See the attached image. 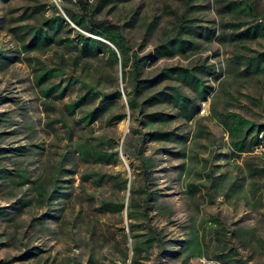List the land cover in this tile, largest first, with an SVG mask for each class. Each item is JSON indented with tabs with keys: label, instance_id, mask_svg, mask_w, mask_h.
<instances>
[{
	"label": "rangeland",
	"instance_id": "1",
	"mask_svg": "<svg viewBox=\"0 0 264 264\" xmlns=\"http://www.w3.org/2000/svg\"><path fill=\"white\" fill-rule=\"evenodd\" d=\"M227 1L231 4L225 6ZM34 3L42 4V17L50 15L49 4H53L74 31L89 35L62 11L63 7L78 11L68 0L0 3V55L18 56L0 68V96L10 99L0 103V117L5 119L0 124V147L28 148L23 156L0 158V167L17 168L28 179L21 185L0 179V207L7 213L0 216V264H202L200 259L217 264H264V171L249 170L264 167V159L252 152L238 155L224 124V116L231 114L247 125H264V69L247 64L249 57L264 52V34L237 35L255 24L264 28V0H123L102 9L101 15L122 27L127 51L136 57L152 54L154 44L173 37L176 19L197 26V33L181 36L188 39L189 48L155 61L148 57L142 66L143 76L167 64L204 65L207 71L200 75L209 88L198 101V112L165 127H174L184 139L166 143L139 141L145 129L131 132L137 125L130 121L125 104L127 78L108 54L80 61L62 46L20 50L7 27L23 7ZM36 17L20 23L36 26L42 19ZM204 28L210 29L207 37L201 34ZM61 36L75 41L72 31ZM106 43L118 58L114 46ZM41 65L59 68L53 82L71 75L98 92L114 87L120 99L92 123L76 122L82 112L68 115L63 110L76 90L60 100L41 96L33 83L34 69ZM259 65L264 67V60ZM123 110L124 118L116 122L115 115ZM98 143L116 153L115 162L79 159V146ZM137 143L139 154L152 160L145 188L152 198L146 200L150 205L146 215L141 213V204L127 216L131 196L127 188L141 183L132 150ZM162 148L172 152L164 153ZM58 166L72 172L62 175ZM54 177L66 179L56 184L65 186L58 190L67 195L45 201L36 191L44 188L48 192ZM122 179L127 180L125 189L116 184ZM135 195L141 201L145 197L144 192ZM22 200L27 205L15 210ZM108 202H120L122 209H100ZM129 221L136 225L133 237L126 233ZM150 230L155 238L146 240ZM30 246L38 248L36 256L11 260ZM132 246L139 251L134 252ZM170 250L178 252L174 256Z\"/></svg>",
	"mask_w": 264,
	"mask_h": 264
},
{
	"label": "trees",
	"instance_id": "2",
	"mask_svg": "<svg viewBox=\"0 0 264 264\" xmlns=\"http://www.w3.org/2000/svg\"><path fill=\"white\" fill-rule=\"evenodd\" d=\"M11 0H0V3H7ZM73 2L78 11L72 12L69 9L63 7L62 11L67 16L68 20L78 26L80 29L88 33L89 35L81 34L74 31L68 23L59 14L53 4H49L50 15L48 17L43 16V6L39 3L27 5L21 9V12L14 18H11L12 26H8L7 30L17 39L20 44L21 51H32L41 47L55 45L67 48L68 51L73 52L75 59L80 61H86L88 59L97 58L98 53H106L109 56V61L116 63L118 61L122 68V75L125 80L127 78V86L124 88V98L127 107L128 117L132 124H136L137 127L131 128V132H141L145 129L140 136L139 141L146 139L149 142H181L184 139L182 133H177L172 128H165L178 119L189 120L198 112V101L203 100L204 94H206L209 88L202 83L200 75L206 73L204 65H192V66H180L177 64L160 66L150 76H143L142 66L144 60L150 57L152 61L157 60L159 57H170L175 53H179L190 47L189 41L186 38H182V34L190 35L193 32L196 25H186L182 19H176L175 28L176 33L173 37L159 41L153 45L152 54L147 53L141 57H136L135 54L128 53L127 38L124 36V32L121 26L111 22L105 16L101 15L102 9L105 7H113L115 2L123 0H94V2L87 4L82 0H68ZM231 4V1H227L225 6ZM36 15L40 16L41 22L36 26L29 25L26 22L29 19L36 18ZM35 19V20H36ZM1 28V25H0ZM200 28V27H199ZM202 29V28H201ZM74 33V43L66 36L61 34ZM210 33V29H203V36L207 37ZM264 34V28L258 27L257 24L247 27L239 36L243 37H255L257 35ZM114 46L118 58L115 56L114 50L103 40ZM143 38V37H142ZM17 55H0V68L6 67L10 62L17 59ZM248 65H252L254 69L262 68L257 66L264 60V52L257 53L254 57H249ZM253 63V64H252ZM33 83L37 87L39 93L43 97H51L54 100H60L68 94L70 91H75V96L69 102L63 105V110L68 115H73V112H82L77 117L76 122L83 124H90L99 117L110 112L111 108L115 105V101L120 99V91L113 87L108 92H98L93 89L92 86L85 82H78L73 76L59 78L58 81H52L59 75V68L47 67L41 65L34 69ZM126 75V76H125ZM77 83L78 85H75ZM190 93V94H188ZM10 100L9 97L0 96V103ZM89 109H85L88 106ZM125 111L115 115L116 122L124 118ZM5 121L0 117L1 122ZM224 124L229 137L231 147L239 154H247L252 151L253 147L258 143V132L264 131L262 128L264 125H247V122L239 118L237 115L226 114L224 116ZM2 133V132H0ZM264 137V134H262ZM105 143L112 147L108 141ZM140 143H137L132 148L136 154L138 162V168L141 176V183L139 186H128V195H131L127 202V209H125L126 215L131 216V213L136 212V209L140 208L143 204V215L147 214L149 208L148 202L152 198V193L146 185L148 183L150 167L152 160L149 156L140 155ZM28 148L24 145H15L9 147H0V158L7 156L19 157L23 156L27 152ZM164 153H170L166 148L161 149ZM77 154L80 160L86 161L87 159L93 162H101L108 164L115 162L116 153L107 152L100 147V143L96 145L79 146L77 148ZM5 153H9L4 155ZM13 170V171H12ZM250 172L262 173L264 167L251 166ZM57 172L65 175L68 172H72L67 168L58 166ZM84 177V176H83ZM0 179L5 182H10L16 185L24 184L28 181L25 174L15 168L7 169L0 167ZM56 181H66L63 178L50 179V189L45 192L46 189L37 190V196L43 200H56L59 198H65L66 191H60L59 188H65L56 184ZM116 184L121 189L126 188L127 180L122 179ZM36 187V185H34ZM41 191V192H40ZM145 193L144 199L137 200L135 194ZM19 205L15 207V210H19L21 207L27 205L26 200L18 201ZM100 209L105 211H120L122 209V203H102ZM6 211H3L0 207V216L5 217ZM44 215L51 216L50 213H44ZM129 218V217H128ZM136 225L129 221L127 223V235L133 237V230ZM156 233L150 230L146 240L155 238ZM174 242V241H173ZM173 246V245H172ZM134 252H138L137 246H132ZM171 255H176L177 250H170ZM38 254V248L35 246L26 247L23 251L16 256H13V261H23L30 259Z\"/></svg>",
	"mask_w": 264,
	"mask_h": 264
},
{
	"label": "built area",
	"instance_id": "3",
	"mask_svg": "<svg viewBox=\"0 0 264 264\" xmlns=\"http://www.w3.org/2000/svg\"><path fill=\"white\" fill-rule=\"evenodd\" d=\"M262 134H264V131L258 132L257 137H258L259 141L253 147L251 152L254 153L255 155H257L258 157H261L264 159V137H262ZM200 262L202 264H217V262L214 260L200 259Z\"/></svg>",
	"mask_w": 264,
	"mask_h": 264
}]
</instances>
